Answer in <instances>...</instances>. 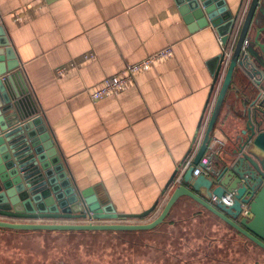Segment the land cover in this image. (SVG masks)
<instances>
[{
  "label": "crops",
  "instance_id": "obj_1",
  "mask_svg": "<svg viewBox=\"0 0 264 264\" xmlns=\"http://www.w3.org/2000/svg\"><path fill=\"white\" fill-rule=\"evenodd\" d=\"M226 1L232 11H246L248 0ZM0 18L20 60L28 103L49 127L69 176L79 188L94 187L118 212L157 204L144 221L156 217L171 194L170 180L194 156L211 117L224 75L216 80L223 52L218 31H193L176 0H0ZM168 46L172 56L138 72L126 90L91 98L89 90L105 78ZM86 54L91 57L56 74ZM244 81L235 77L236 89L224 100L213 134L217 147L227 142L225 133L243 107ZM182 201L194 203L184 197L177 205ZM216 220L240 248L236 260L264 257Z\"/></svg>",
  "mask_w": 264,
  "mask_h": 264
},
{
  "label": "water",
  "instance_id": "obj_2",
  "mask_svg": "<svg viewBox=\"0 0 264 264\" xmlns=\"http://www.w3.org/2000/svg\"><path fill=\"white\" fill-rule=\"evenodd\" d=\"M176 2L193 31L215 28L232 51L229 58L224 52L219 57L216 80L222 70L224 75L192 163L180 182L175 172L166 204L147 221L157 204L140 213L118 212L94 187L79 188L69 176L49 127L28 103L20 60L0 18V229L152 230L186 197L264 251V0H248L246 11H232L226 0ZM235 77L245 79L243 107L225 133L227 142L217 147L213 134L226 96L236 89Z\"/></svg>",
  "mask_w": 264,
  "mask_h": 264
},
{
  "label": "rangeland",
  "instance_id": "obj_3",
  "mask_svg": "<svg viewBox=\"0 0 264 264\" xmlns=\"http://www.w3.org/2000/svg\"><path fill=\"white\" fill-rule=\"evenodd\" d=\"M195 206L180 202L173 220L168 219L174 223H165L159 231L139 238L0 232V264H214L216 259L220 264H243L235 258V254L242 253L240 248L226 240L229 233L225 225L208 215H199ZM228 251L234 258L223 256L222 252ZM260 256L247 257L245 264L256 260L264 264Z\"/></svg>",
  "mask_w": 264,
  "mask_h": 264
},
{
  "label": "built area",
  "instance_id": "obj_4",
  "mask_svg": "<svg viewBox=\"0 0 264 264\" xmlns=\"http://www.w3.org/2000/svg\"><path fill=\"white\" fill-rule=\"evenodd\" d=\"M221 47L223 48V52L226 53V57L229 58L231 55L232 51V46L225 48L223 45V42L221 40V37L219 38ZM173 54V48L171 46H168L162 50L157 51L156 53H153L149 55L146 58H143L135 63L129 64L126 66V68L123 70L121 74H117L112 77H107L105 78L102 83L89 90V94L93 100H98L101 99L105 96L109 95H116L119 94L120 92L126 90L133 82L134 76L145 69H148L151 67L155 62L166 59ZM91 57V54H86L84 56H81L80 59L76 60L75 62H72L68 65L62 66L56 70L57 75H62L65 73L68 69L73 67L75 64H78L79 62H82L88 58ZM193 156H190L187 161L183 164V167L178 174L177 181H181V175L184 173V171L189 167V165L192 163ZM200 173V169H196L194 171L195 175H198ZM230 196L224 197V201L226 203H230Z\"/></svg>",
  "mask_w": 264,
  "mask_h": 264
},
{
  "label": "trees",
  "instance_id": "obj_5",
  "mask_svg": "<svg viewBox=\"0 0 264 264\" xmlns=\"http://www.w3.org/2000/svg\"><path fill=\"white\" fill-rule=\"evenodd\" d=\"M232 38H231L230 42L228 43L229 44L228 46H230V44H231V42L233 40ZM194 203H196V202H194ZM202 209L203 210H200V211H198L196 213H198L199 215H202V216L203 215H207V214L208 215H212V217H214V219H219L218 217H216L215 215H213L212 213H210L209 211H207L203 207H202ZM170 214H171V212H170ZM168 219H169V216L167 217V219H166V221L164 223L160 224L159 226H157L156 228H154L152 230H145V231H62V232H59V231L58 232L40 231V232H32V233H43V234H54V235L55 234L56 235L65 234V235H68V236H80V237H85V236H90V235L97 236V235H100V234L114 235V236H118V237L125 236V235H135V236H137L139 238L141 236V234H144V233H155V232L159 231V228L165 223H168V222L174 223V221H169ZM0 232L28 233V232H24V231L4 230V229H0Z\"/></svg>",
  "mask_w": 264,
  "mask_h": 264
}]
</instances>
